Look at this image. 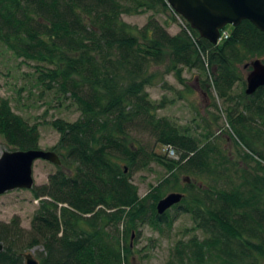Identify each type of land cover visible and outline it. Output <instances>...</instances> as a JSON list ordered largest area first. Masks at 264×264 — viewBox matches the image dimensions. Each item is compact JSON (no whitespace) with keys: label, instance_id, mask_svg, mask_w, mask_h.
Here are the masks:
<instances>
[{"label":"trees","instance_id":"trees-1","mask_svg":"<svg viewBox=\"0 0 264 264\" xmlns=\"http://www.w3.org/2000/svg\"><path fill=\"white\" fill-rule=\"evenodd\" d=\"M168 10L166 0H0V45L32 63L36 84L80 113L73 122H50L61 164L30 189L40 204L28 231L16 219L0 222V264H25L24 251L37 246L39 264H131L132 233L145 224L170 230L171 209L189 214L186 232L199 237L176 241L166 264H264V86L247 95L239 68L264 55V33L244 20L213 45L182 19L171 35L156 19ZM148 12L141 28L122 19ZM162 65L182 85L184 70L208 71L204 94L212 86L225 101L242 84L243 111L228 113L238 161L209 129L199 139L157 116L166 102L152 101L147 88L151 68ZM134 131L149 133L163 154ZM0 138L11 151L39 149V124L1 95ZM151 163L166 175L140 197L131 176ZM173 192L183 199L158 215V201Z\"/></svg>","mask_w":264,"mask_h":264},{"label":"rangeland","instance_id":"rangeland-1","mask_svg":"<svg viewBox=\"0 0 264 264\" xmlns=\"http://www.w3.org/2000/svg\"><path fill=\"white\" fill-rule=\"evenodd\" d=\"M168 11L165 15L157 14L156 19L171 35H174L184 25V21L176 14L175 20H173L170 16L175 12ZM150 16H152L151 12L136 15L124 14L122 19L130 25L141 28L147 23ZM231 28V25L226 26L227 30H231ZM256 59L263 62L264 55L254 60ZM250 64H247L249 67L244 65L239 67L244 81L251 70ZM166 65L151 68V72H155V78L153 84L147 88L152 101L159 103L164 100L166 102L164 108L157 111V116L169 118L181 129L187 128L188 134L199 139H202L201 134L209 129L213 136H219L223 140L225 152L231 156L232 161L234 159L238 161L239 151L228 136L232 131L228 122V113L233 109L236 114L243 111V106L237 103L236 98L242 91V84H235L231 91L232 99L225 101L218 97L212 86H204L208 89V95L204 94L202 81L206 79L208 71L184 70L182 77L187 84L182 85ZM35 78L36 74L32 63H21L20 59L0 45L1 97L7 98L13 111L24 117L30 124H39V149L54 152L53 148L58 142L59 134L52 128L50 122L58 118L73 122L80 116V113L69 101L61 102L53 95V92H46L39 87ZM132 134L148 150L153 149L155 152L163 154L164 148L156 145L149 133L134 131ZM224 141L226 142L224 143ZM5 151H11V148L0 138V155ZM169 156L174 157L170 153ZM123 166L125 165L123 164ZM240 166L242 168L245 165ZM55 171V164L45 160L35 161L32 167L34 186L46 184L48 176ZM165 175V170L161 166L151 163L145 169L133 171L131 182L137 187L138 195L143 197ZM184 176L186 175H182L181 179ZM192 178L199 182V176ZM39 200L33 197L30 190L17 189L4 193L0 196V222L9 223L16 219L21 228L28 231L32 217L39 207ZM149 202L151 203L152 200ZM169 216L175 219L170 230L164 227L163 232L160 233L145 224L132 233V237L128 241L131 244V253L128 256L131 264H166L169 252L176 241L186 240L192 234L199 237V231L186 232L193 227V221L189 214L171 209ZM41 252L42 248L39 246L24 251L25 254L32 253L36 259L39 258Z\"/></svg>","mask_w":264,"mask_h":264},{"label":"water","instance_id":"water-1","mask_svg":"<svg viewBox=\"0 0 264 264\" xmlns=\"http://www.w3.org/2000/svg\"><path fill=\"white\" fill-rule=\"evenodd\" d=\"M167 4L195 30L200 38L218 45L220 31L227 25L237 27L248 20L264 33V0H166ZM245 93L253 94L264 86V64L256 59L250 64ZM248 67V65H245ZM45 160L60 165L58 155L41 149L5 151L0 155V196L12 190H30L34 186L32 167ZM182 193H170L156 205L158 215L178 205ZM3 245L0 243V251ZM25 264H39L32 253L24 255Z\"/></svg>","mask_w":264,"mask_h":264},{"label":"built area","instance_id":"built-area-1","mask_svg":"<svg viewBox=\"0 0 264 264\" xmlns=\"http://www.w3.org/2000/svg\"><path fill=\"white\" fill-rule=\"evenodd\" d=\"M228 36H229L228 31H227V30H223V31L221 32V36H220V38H219V41H222V40L227 39ZM169 153H170L171 155L174 154L173 151H169Z\"/></svg>","mask_w":264,"mask_h":264},{"label":"bare ground","instance_id":"bare-ground-1","mask_svg":"<svg viewBox=\"0 0 264 264\" xmlns=\"http://www.w3.org/2000/svg\"><path fill=\"white\" fill-rule=\"evenodd\" d=\"M222 30H226V27H224Z\"/></svg>","mask_w":264,"mask_h":264}]
</instances>
